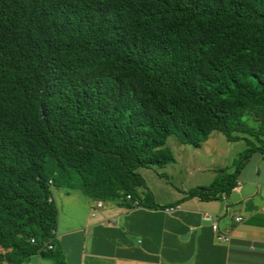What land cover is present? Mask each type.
<instances>
[{
    "label": "trees",
    "instance_id": "trees-1",
    "mask_svg": "<svg viewBox=\"0 0 264 264\" xmlns=\"http://www.w3.org/2000/svg\"><path fill=\"white\" fill-rule=\"evenodd\" d=\"M214 129L246 145L185 197L227 193L264 152V0H0V264H66L42 246L52 186L157 205L137 167Z\"/></svg>",
    "mask_w": 264,
    "mask_h": 264
},
{
    "label": "crops",
    "instance_id": "crops-1",
    "mask_svg": "<svg viewBox=\"0 0 264 264\" xmlns=\"http://www.w3.org/2000/svg\"><path fill=\"white\" fill-rule=\"evenodd\" d=\"M212 131L197 146L210 160L209 145L215 143ZM238 140L244 146L238 149L237 145V150L225 155L232 164L246 145L243 139L234 141ZM63 188L64 194L72 192L74 197L58 200L52 192L57 208L52 248L66 264H264V152L260 150L250 153L234 185L217 198L185 197L186 188L173 201L153 199L157 205L126 207L103 201L97 206L98 199ZM214 220L227 240L214 237ZM27 261L55 264L39 252L20 264Z\"/></svg>",
    "mask_w": 264,
    "mask_h": 264
},
{
    "label": "rangeland",
    "instance_id": "rangeland-1",
    "mask_svg": "<svg viewBox=\"0 0 264 264\" xmlns=\"http://www.w3.org/2000/svg\"><path fill=\"white\" fill-rule=\"evenodd\" d=\"M212 132L215 143L213 146L209 145L208 152L213 149L211 160L202 147L197 148L190 143H180L173 134H169L163 146L171 150L173 159L161 165L150 164L137 167V171L143 176L145 183V187L139 188V194L143 195L148 190L152 194V200L154 199L156 202L173 201L182 194L183 189L197 186L200 183L206 185L211 180L219 178L222 173L230 171L232 163L227 161L225 155L229 150H235L237 145L238 149L243 147V142L242 140H227L218 129H214ZM240 154H236L234 160L237 161ZM52 192L58 200L74 197L72 192L69 195L64 194L62 186H52ZM48 258L53 260L52 257ZM26 264L30 263L27 261Z\"/></svg>",
    "mask_w": 264,
    "mask_h": 264
},
{
    "label": "built area",
    "instance_id": "built-area-1",
    "mask_svg": "<svg viewBox=\"0 0 264 264\" xmlns=\"http://www.w3.org/2000/svg\"><path fill=\"white\" fill-rule=\"evenodd\" d=\"M125 198L130 200V202H131L130 205L131 206H136V205L139 204L138 199L137 198H131V195L129 193L125 194ZM102 202H103L102 200H98L96 202V205L100 206V205H102ZM263 207H264V205H263ZM205 218H208V216H205ZM239 218H240V216H235V220H238ZM110 220H113V217H110ZM211 229H212V231L214 233V237L217 240H227L228 239L227 235L221 233L218 230V226H217V223H216L215 220L211 222ZM55 234H56L55 228H52L51 229L52 237H50V239H48V240H44L43 243H42V246L45 245L46 248H50L52 246V238L55 236ZM30 241H33V238H30Z\"/></svg>",
    "mask_w": 264,
    "mask_h": 264
},
{
    "label": "clouds",
    "instance_id": "clouds-1",
    "mask_svg": "<svg viewBox=\"0 0 264 264\" xmlns=\"http://www.w3.org/2000/svg\"><path fill=\"white\" fill-rule=\"evenodd\" d=\"M99 200V199H98ZM103 201V200H102ZM235 218V217H234Z\"/></svg>",
    "mask_w": 264,
    "mask_h": 264
}]
</instances>
